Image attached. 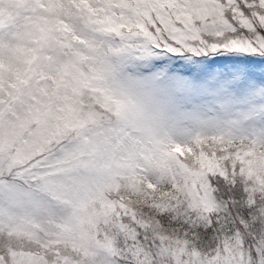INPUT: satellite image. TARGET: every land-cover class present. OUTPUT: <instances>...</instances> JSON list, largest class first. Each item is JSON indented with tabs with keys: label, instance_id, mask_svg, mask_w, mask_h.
<instances>
[{
	"label": "snow or ice",
	"instance_id": "snow-or-ice-1",
	"mask_svg": "<svg viewBox=\"0 0 264 264\" xmlns=\"http://www.w3.org/2000/svg\"><path fill=\"white\" fill-rule=\"evenodd\" d=\"M223 53L264 0H0V264H264L260 61Z\"/></svg>",
	"mask_w": 264,
	"mask_h": 264
},
{
	"label": "rangeland",
	"instance_id": "rangeland-1",
	"mask_svg": "<svg viewBox=\"0 0 264 264\" xmlns=\"http://www.w3.org/2000/svg\"><path fill=\"white\" fill-rule=\"evenodd\" d=\"M248 58L251 61H260V64L250 63L248 66V72H250L254 79L249 80V84L252 86L247 94L242 99L234 100V106L236 110L244 107L245 105H250L253 108L259 109L264 107V56H259L252 53H223L220 56H213L210 59H216L221 61L224 67H215L214 71L216 72H228L232 70L231 64L228 63L229 60H243ZM158 59L166 60V57H158ZM121 60V56L119 54L113 53L110 56L106 57L104 60V64L102 66V70L105 75H118V73H113V69H117ZM180 63H187V61H172L170 65H167L165 69L161 71H166L172 65H179ZM174 75L181 76V70L177 69L174 72ZM184 79H189L188 76H183ZM237 80L240 79L239 76L236 77ZM192 101H189L186 104L187 108H191ZM3 181L0 180V184Z\"/></svg>",
	"mask_w": 264,
	"mask_h": 264
}]
</instances>
